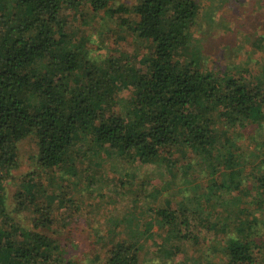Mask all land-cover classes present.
Masks as SVG:
<instances>
[{
    "label": "trees",
    "instance_id": "1",
    "mask_svg": "<svg viewBox=\"0 0 264 264\" xmlns=\"http://www.w3.org/2000/svg\"><path fill=\"white\" fill-rule=\"evenodd\" d=\"M82 2L90 18L119 26L115 54L99 63L89 54L90 37L67 19ZM259 3L253 66L264 62V0ZM200 13L198 0H137L130 6L113 0H0V264H61L59 240L44 231L53 224V208L40 201L50 195L51 183L34 172L19 182L16 199L33 204L37 213L31 227L7 209V181L20 165L18 144L27 137L34 139L31 158L43 179L63 167L75 172V162L87 153L98 154L90 156L97 165L105 158L130 165L162 161L186 182L204 178L180 199L173 195V205L148 208L144 222L133 227L127 218L124 232L116 224L109 228L106 264H139L144 241L154 233L156 250L172 258L182 241L196 236V225L219 229L214 251L223 264H257L264 222L260 227L254 215L263 212L264 174L245 176L257 156H246L237 137L240 130L263 127L264 71L237 64L203 67L201 55H193L198 47L189 49ZM127 36L148 44L144 53H133L134 63ZM154 224L163 235L152 230Z\"/></svg>",
    "mask_w": 264,
    "mask_h": 264
},
{
    "label": "rangeland",
    "instance_id": "2",
    "mask_svg": "<svg viewBox=\"0 0 264 264\" xmlns=\"http://www.w3.org/2000/svg\"><path fill=\"white\" fill-rule=\"evenodd\" d=\"M230 1L223 3L220 0H198L201 13L189 49L196 48V45L198 48L193 51V55H201V64L209 69L214 65L226 68L237 64L239 69L251 66L254 72L264 71V62L252 65L257 56L253 55L254 50L251 49L252 41L261 33L258 22L263 7L259 0H256L257 4L254 0L253 6L249 0ZM113 2L130 6L137 0ZM90 17L87 4L82 2L73 12V18L71 14L67 19L69 26L90 37L89 54L99 63L115 54L114 42L119 39V26L97 16ZM82 18L87 20L86 23ZM125 42L130 50L132 63L135 62L133 53H144L148 47L144 42L134 43L130 36L125 37ZM237 143L249 158L255 159L254 156H257L255 163L252 161V165L245 170V176L250 179L249 177L264 174V124L261 129L246 132L240 130ZM35 149L32 137H27L18 144L20 165L13 170L14 178L7 181V209L16 222L31 227L37 213L33 204L21 205L16 199L15 193L21 188L19 182L24 174L34 172L36 175L39 173L37 177L42 178L45 185L51 183L48 187L50 195L40 201L47 200L53 208V224L44 231L59 240L60 255L57 261H61V264L68 260L73 264H106L108 248L111 247L109 242L113 236V231L109 228H114L116 224L115 229L124 232L123 228L128 226L127 218L133 227L136 223L144 222L151 213L148 208L171 206L173 195L180 199L182 194L194 189V183L200 184L204 180L202 177L195 182H186L177 168L168 169L162 161L136 162L130 165L115 158H105L97 165L90 156L98 154L91 153L75 162L73 169L76 173L63 167L61 174L43 179V172L34 165L31 158ZM254 217L259 220L261 227V222H264V206L263 212L257 211ZM196 227V231L192 232L196 236L189 241H182L179 251L172 258L162 256L156 250L154 240L157 236L154 233L152 239L144 241L147 251L139 264H189L194 259L201 264H223L214 251L222 235L219 229L210 231L205 229V225ZM151 228L160 235L164 233V229L158 228L156 224ZM206 259L211 261L205 263ZM257 264H264V246L257 253Z\"/></svg>",
    "mask_w": 264,
    "mask_h": 264
}]
</instances>
